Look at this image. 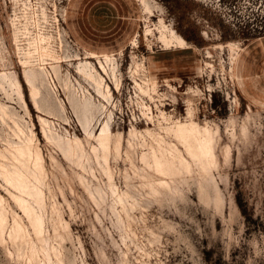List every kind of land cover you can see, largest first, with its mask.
<instances>
[{
    "label": "rangeland",
    "instance_id": "rangeland-1",
    "mask_svg": "<svg viewBox=\"0 0 264 264\" xmlns=\"http://www.w3.org/2000/svg\"><path fill=\"white\" fill-rule=\"evenodd\" d=\"M177 121L219 129L207 174ZM31 140L45 252L29 226L14 238L0 176V264H264V0H0V162ZM152 150L188 169L162 176Z\"/></svg>",
    "mask_w": 264,
    "mask_h": 264
},
{
    "label": "bare ground",
    "instance_id": "bare-ground-1",
    "mask_svg": "<svg viewBox=\"0 0 264 264\" xmlns=\"http://www.w3.org/2000/svg\"><path fill=\"white\" fill-rule=\"evenodd\" d=\"M24 55L29 58V61L30 58L32 59L34 56L29 50L24 53ZM97 56L98 55L95 53H89L90 58H96ZM34 58L36 57L34 56ZM177 122L175 137L182 143L183 146H185L186 152L189 154L191 162L197 164L199 167H202L203 173L207 174L209 169L211 167H215L216 165L214 147L217 141L220 139V135L218 134L219 129L216 127L214 131L215 137H213L206 130H203L202 133H200L192 122ZM42 132L43 135L47 137L46 130L44 128L42 129ZM133 132L134 131L130 130L131 135H133ZM242 135L244 137L248 136V131L246 128L242 129ZM70 138L67 139V141L63 140L64 144L60 143V145H63L62 154L66 157V159H80L82 156V150L76 147L79 146L81 142L77 137ZM97 138L100 147H102L103 150H109L110 134H108V131L99 133ZM117 139V142L113 146L114 149L119 147V136ZM156 144L160 146L161 142L157 140ZM128 145L132 146L131 141H128ZM93 152L96 153L94 148ZM152 152L155 168L162 176L168 175L169 172L178 174V171H176L171 164L173 161L180 160L179 164L182 166V168L186 170L188 169V163H185L182 157L177 158L176 156L171 155L166 159L161 155L158 156L155 154L154 150H152ZM223 159L225 162L230 161L231 157L229 147H227L223 153ZM145 161L146 160H144V164H147ZM8 162L9 167L0 162V176L3 178L2 180L5 181L4 183H6L7 187L14 191L10 192L9 194L11 195L14 204L22 212V216L24 217L23 219H26L27 221V224H25L21 215L15 212L12 213V233L14 238L23 239L24 236H28L30 227L36 236V245L40 251L45 252V227L42 216V210L45 208V203L42 195V185L43 180L46 177V169L44 166L43 156L37 144L31 140L22 146H15L14 153H12L11 158L8 159ZM6 224L7 216L4 206V198L0 196V237L4 232Z\"/></svg>",
    "mask_w": 264,
    "mask_h": 264
},
{
    "label": "trees",
    "instance_id": "trees-1",
    "mask_svg": "<svg viewBox=\"0 0 264 264\" xmlns=\"http://www.w3.org/2000/svg\"><path fill=\"white\" fill-rule=\"evenodd\" d=\"M221 101H222V98L219 96V92L213 90L211 92V102H210V106L213 109H216V108L220 107V102ZM236 202H237V205L239 206L241 212L246 216V212H245V210L243 208V205L241 204L240 199H236Z\"/></svg>",
    "mask_w": 264,
    "mask_h": 264
}]
</instances>
